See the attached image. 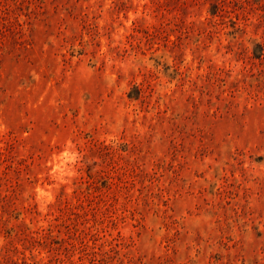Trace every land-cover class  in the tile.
Masks as SVG:
<instances>
[{
	"label": "rangeland",
	"instance_id": "rangeland-1",
	"mask_svg": "<svg viewBox=\"0 0 264 264\" xmlns=\"http://www.w3.org/2000/svg\"><path fill=\"white\" fill-rule=\"evenodd\" d=\"M0 264H264V0H0Z\"/></svg>",
	"mask_w": 264,
	"mask_h": 264
}]
</instances>
